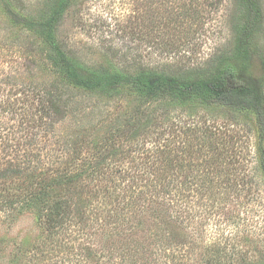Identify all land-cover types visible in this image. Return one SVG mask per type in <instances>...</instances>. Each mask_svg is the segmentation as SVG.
<instances>
[{
  "label": "trees",
  "instance_id": "16d2710c",
  "mask_svg": "<svg viewBox=\"0 0 264 264\" xmlns=\"http://www.w3.org/2000/svg\"><path fill=\"white\" fill-rule=\"evenodd\" d=\"M26 1L0 0L31 39L25 57L2 60L22 58L23 67L0 78V88L9 87L0 97V219L33 213L43 230L41 247L62 249L71 256L66 264H194L186 243L191 218L182 215L193 195L219 191L262 208L264 0H231V47L216 50L205 63L178 65L146 59L149 53L137 43L144 39L140 24L129 25L128 39L118 45L124 15L113 9L102 12L107 29L93 43L100 58L87 61L59 30L70 15L80 23L95 0H42L39 13L29 11ZM160 1L170 3L166 23L178 22L182 33L198 22V6L206 4ZM132 13L127 18H135ZM34 65L50 78L36 80ZM86 96L112 104L106 116H120L117 123L58 130L82 102L77 97ZM189 108L195 114L222 111L227 121H171ZM239 118L246 124L241 132ZM165 126L172 138L164 135ZM243 223L246 231L264 229L247 217ZM97 236L98 244L106 238V246H97ZM226 243L205 244L218 257L204 264H237L231 254L225 258Z\"/></svg>",
  "mask_w": 264,
  "mask_h": 264
},
{
  "label": "rangeland",
  "instance_id": "374dc122",
  "mask_svg": "<svg viewBox=\"0 0 264 264\" xmlns=\"http://www.w3.org/2000/svg\"><path fill=\"white\" fill-rule=\"evenodd\" d=\"M167 2L162 3L160 0H95L83 10L84 18L80 23H77L74 15L66 17L60 27L59 34L69 45L80 50L84 59L91 62L96 61L100 58L101 52L93 43L101 37L102 31L107 29L102 25L104 18L102 12L113 9L124 15L120 17L123 20L118 19L121 21L120 28L123 29L119 35L121 40L117 39L118 45H121V42L124 44L128 39L124 37V33L128 30L129 25L136 23L143 26L144 39L137 43L140 44L144 55L149 53V56L146 55V59H158L161 62L173 61L175 65L185 62L205 63L216 50L231 47L233 39L230 22L233 10L231 0H222L220 3L215 0H206L205 5L198 6L199 23H192L191 29L185 26L187 31L184 33L179 29L178 22L173 25L166 23L169 14V9L165 5ZM197 2L200 3L199 0ZM41 3L42 0L26 1L27 7L32 13H39ZM168 4L170 3L168 2ZM130 9L131 12L134 11L132 16L135 18H127ZM110 21L111 25H114V20ZM186 37H189V41L182 44L180 39ZM29 41L31 42L29 34L23 31L19 25H14L12 19L0 7V78H6V75L11 77L15 75L14 69L23 67L22 58H15L8 63H2V60L12 59V57L14 59V55L25 57L28 47L31 46ZM33 41L35 42L34 38ZM106 43L109 42L106 40ZM176 58L181 59L182 62L174 60ZM33 74L38 81L44 82L50 78L41 65L33 66ZM7 88L9 87L2 86L0 88V97L5 96L3 93ZM79 100L82 102L71 108L65 120L58 123V130L72 132L80 126H83L85 130H91V126L96 122H103L102 127H105L104 124H115L120 118L119 115L117 119L106 116L108 111L113 110V105L109 102L101 99L95 100L88 96L77 97L76 101ZM113 113V116L116 117L117 112ZM102 118L104 121L100 120ZM177 119L182 121L183 126L195 122L219 126L227 121L222 111L215 112V110L209 109L195 114L192 108L178 114L174 119L171 118V121L174 122ZM249 123L251 124V122ZM245 125L244 118H239L236 129L239 127L238 131L241 132ZM173 132L167 127L164 135L172 138ZM175 134L185 137V134L178 133V131ZM176 135L175 141L177 140ZM260 208L255 200L237 198L219 191L211 195H193L192 200L189 201L188 209L183 211L182 215L189 214L188 216L191 218L186 223L190 224L193 233L186 238V243L189 245L188 252L194 264H204L205 261L218 257L205 251L204 247L205 244L211 245L215 241L222 244L229 243L228 254L225 258L231 254L233 259L238 261L237 264L245 262L264 264V229L246 231L243 226L244 217L249 218L253 223L260 222L263 225L264 204L261 210H259ZM226 220L231 221L232 225ZM106 235L105 232L104 236ZM42 237V227L31 212H24L14 221L0 219V264H66L67 257L71 258V256L62 252V249L58 251L59 248L51 250L47 246L41 247ZM105 239L102 237V242L98 244L99 236H97L95 243L99 247L106 246ZM220 258L221 260L225 259L223 256ZM90 264L94 263L90 262Z\"/></svg>",
  "mask_w": 264,
  "mask_h": 264
}]
</instances>
